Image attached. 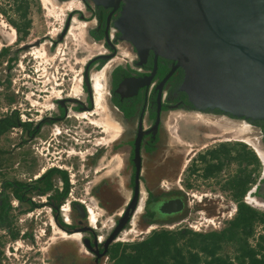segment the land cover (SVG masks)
Listing matches in <instances>:
<instances>
[{"label":"flooded vegetation","instance_id":"af4514ba","mask_svg":"<svg viewBox=\"0 0 264 264\" xmlns=\"http://www.w3.org/2000/svg\"><path fill=\"white\" fill-rule=\"evenodd\" d=\"M53 1L61 2L67 11L63 22L64 26L65 21L68 20L67 26L61 38L64 34L68 35L74 20L85 19L86 22L78 23L77 27L80 31L83 30L86 38L100 42L103 49L95 56L88 58L83 64L80 76L70 88L71 96L59 97L55 95V99L48 105L50 108L52 107L49 114L40 115L33 125L28 121L21 124L24 128L25 142H30L35 139L36 135H39L38 142H36L39 150L35 151L43 156V160H37V164L32 165L36 168L37 174L27 177L26 181L18 187L22 188V203H26L27 208L32 210L38 205L29 196L31 189H34L40 197L39 203L49 206L54 229L59 232V229L68 231V236L77 234V238L70 240L79 241L77 243L84 249V252L92 255L93 264H97L100 258L107 255V249L101 253L100 244L107 235L104 238L96 236L93 231L96 225L93 226L90 223L88 206L84 205L83 199L72 197L73 199L71 198L67 205H60L67 193L63 196L62 192L65 187L68 190L72 185L81 187L85 184L88 188H95L98 193L97 189L105 187L108 183V180L104 179L107 177L110 166L121 171L126 168L128 170L129 197L115 212V218L111 221L112 229L133 195L134 141L137 139L139 169L136 186L138 191L134 210L122 229L127 223L134 224L138 216L148 225L153 221L168 223L173 220V217L183 213L186 205H190L191 202L216 204V183L221 181L220 173L224 162L230 161L237 163L236 168L219 186L221 189L219 187L218 189L228 197L221 199L234 205L232 218L236 215L238 205L243 204L249 206L250 209L252 207L264 209V119H246L232 116L216 108L197 109L192 106L185 93L179 90L182 80L181 68L174 66V62L170 59L154 55L150 49L139 56L129 42L119 39L118 32L113 26V21L118 16V8L114 10L108 7L104 8L94 5L90 0H51V3L48 2V4H53ZM87 23L89 25L83 29ZM58 39H60L59 36ZM54 41L52 39L51 43ZM120 42L126 44L127 50L120 52L116 50L117 48L122 49L118 45ZM35 44L43 49L40 41H35ZM118 55L122 58H119ZM97 72H102L103 88V95L98 103L95 100L97 92L94 88V75ZM84 75L88 80L89 91L83 82ZM118 84H121L119 92L115 91ZM73 87H76L75 93ZM109 107L117 114V120L113 118L111 120L107 116L100 118L102 121L93 122L100 128L92 125L98 130L90 129L88 128L90 126L85 125V123L91 125L88 122L89 116L92 117L102 110L107 111ZM36 110L34 109V111ZM172 110L184 112L180 114L179 119L185 123H188V118H190L189 111L195 113L194 118L196 119H208L207 122H210L219 132L212 135L220 136L223 133H230L231 137L240 141L239 150L235 154H230L231 150L213 146L205 148L204 151L197 154L194 152L190 154L191 150L201 149L190 147L192 144H197L196 142H184L183 140L181 143L188 145V148L169 150L172 143V139H170L173 131L172 121H174L173 116L170 115ZM27 114L32 115L29 107H27ZM216 114L220 117L216 118ZM208 115L214 117H208ZM209 118H213V121ZM231 120H240L242 124L230 123ZM127 124L132 131L125 142L123 139L124 126ZM187 126L189 127L186 124L183 128L185 131L189 129ZM255 126L261 129L258 136L250 134L252 127ZM100 132L103 133V136H97ZM109 133H112L110 141L120 136V140L116 142V144H120V150H118L119 146H117V150H104L106 146L103 148L97 146L98 140L108 138ZM124 142L128 150L123 149ZM94 145H96L95 148ZM186 155L188 157H185ZM27 162L31 166V162L28 160ZM146 166L153 169L152 175L148 178L143 175ZM29 172L32 174V171ZM97 172L99 173L96 175ZM179 181L182 183L181 185L178 183ZM169 201L175 204L174 207H166L161 210L160 206ZM97 203H99L98 200H96ZM178 203L179 207H177ZM94 204L92 203V205ZM28 215H30L29 212L26 213V216ZM259 215L260 219H256L255 222H264L263 212ZM184 219H188V215ZM84 220L87 224L83 223ZM203 220L207 222L206 224L214 225L216 215ZM59 221L62 222V225L59 224ZM252 221L253 218L248 220L245 226V229L250 231L246 234L248 236L253 235ZM191 223H187L189 227L193 229L198 227L196 222H193L194 225ZM161 225L164 224L161 223ZM259 225L264 227V223ZM87 226L91 230L78 231ZM260 232L261 234L257 233L255 243L249 244V247L255 251L258 249L256 243L263 238L264 229ZM81 233L85 235L82 236ZM93 236H96L98 241V255L82 245L84 238H87L92 244ZM261 245L264 247L262 241ZM255 256L259 257L258 253Z\"/></svg>","mask_w":264,"mask_h":264},{"label":"rangeland","instance_id":"374dc122","mask_svg":"<svg viewBox=\"0 0 264 264\" xmlns=\"http://www.w3.org/2000/svg\"><path fill=\"white\" fill-rule=\"evenodd\" d=\"M62 5L59 1H53V4L44 6L42 0H28L26 11L28 23L21 33H17L11 24L12 21L17 22V15L12 8L11 1L0 0V50H3L0 54V119H8L11 123L0 133V192L2 196H7L10 206L8 213L10 217L9 228H0V264H93L92 255L84 252V249L78 244L79 241L77 243L67 239L61 232L54 229L51 224L49 206L39 203L40 197L34 189H31L29 196L38 205L31 210L27 208L26 203L19 202L14 198V192L9 187L3 188L1 185L3 181L23 183L27 177L37 174L36 168L32 165L34 166L37 160H43V156L35 151L39 150L36 144L39 135H36L35 139L30 142H25L24 128L21 124L28 121L33 125L40 115L49 114L52 107L50 108L48 105L55 99V91L58 92L59 97L71 96L70 88L80 76L83 64L88 58L95 56L103 49L100 42L86 38L83 30L80 31L77 27L78 23L86 22L85 19L77 18L72 24L71 34L67 36L64 34L62 38L58 39L67 12L63 8L64 5ZM88 25L87 23L83 29ZM52 39L55 40L54 43H51ZM35 41H40L44 50L43 55L36 58L31 54L36 48L39 49L38 45H34ZM118 45L122 49L117 48V51L127 50L124 42H120ZM118 57L122 58L120 55ZM76 96L80 97L79 95ZM8 97L13 99L9 101ZM27 107L31 108L32 115L27 114ZM34 109L37 110L34 111ZM182 113L184 112L181 110L171 111L170 115L173 116L174 121H172L173 131L172 137L170 136L172 143L169 150L188 148V145L181 143L182 140L184 142H196L197 144H192L190 147L201 149L191 150L190 154H193V152L197 154L204 151L205 148L213 146L231 150L230 154H235L239 150L240 141L231 137L230 133H223L220 136L212 135L219 132L216 127L207 122L208 119H205L206 121L196 119L194 118L195 113L189 111L190 118H188V123H185L179 119ZM104 116L109 117L111 120L112 118L114 120L118 119L115 111L109 107L107 111L102 110L92 115V117L89 116L88 122L91 125L87 123L85 125L90 126L88 127L90 129L98 130L95 127H100L93 124V122L102 121L100 118ZM208 117L214 116L208 115ZM218 117L220 116L216 114V118ZM209 119L213 121V118ZM229 122L236 125L242 124L240 120ZM186 124L189 125V127L187 126L188 131L183 129ZM124 129L123 139L126 142L132 130L128 127V124L124 126ZM260 133L261 129L255 126L252 127L250 134L258 136ZM111 134H108V138L98 140L99 144L97 146L101 148L106 146L104 150H117V146H119L118 150H120V144H116L120 140V136L110 141ZM97 136H103V133L100 132ZM212 140L215 141L210 142ZM95 146L93 147L95 148ZM123 149L128 150L126 145ZM27 160L31 162V166ZM236 164L234 161L224 162L220 173L221 181L219 180L216 183V204L191 202L190 205H186L183 213L176 215L168 223L153 221L148 225L146 221L143 222L139 218L138 214L134 224L127 223L108 247L114 243L131 244L159 230L169 232L185 230L189 232H206L213 230L218 232L227 227L233 219L234 205L221 199H227L228 197L218 187L224 182L225 178L234 172ZM145 168L143 175L148 178L152 175L153 169L149 166ZM29 171H32V174ZM254 173L256 174L255 171ZM127 177L128 170L126 168L121 171L110 166L107 177L104 179L108 180V183L105 187L97 189L98 193L95 188H88L85 184L81 187L74 185L71 187L70 185L71 188H68L60 205H67L72 197L83 199L84 205L90 206L96 214V227L95 229L92 228L93 231L97 237L104 238L111 229V221L115 218V212L129 197ZM178 183L182 184L180 181ZM175 188L177 189V187ZM22 192V188L17 189V193L21 194ZM96 200L99 203L96 204ZM92 203L95 204L92 205ZM41 204L43 205L41 206ZM251 209L255 211V217L252 221L253 228L251 227L253 235H247L248 244L255 243L257 233L261 234L260 230L264 229L263 226L259 225L264 222H255L256 219H260V213L263 212L264 214V209L255 207ZM27 212L30 215L26 216ZM187 215L188 219H184ZM215 215L214 225L211 223L206 224L207 222L203 220L204 218H212ZM230 218L232 219L230 220ZM189 222H196L198 227H195V229L189 227L187 224ZM83 223L87 224L85 220ZM161 223L164 225H161ZM243 231L245 234L250 232L247 229ZM67 232L65 233L69 234ZM12 233H15V236ZM81 234L82 236L85 235L84 233ZM188 236L190 234L186 232L185 237ZM262 237L261 241L264 245V235ZM233 250L232 243H223L220 253L231 256ZM110 261L107 254L100 258L97 264H109Z\"/></svg>","mask_w":264,"mask_h":264},{"label":"water","instance_id":"95a60500","mask_svg":"<svg viewBox=\"0 0 264 264\" xmlns=\"http://www.w3.org/2000/svg\"><path fill=\"white\" fill-rule=\"evenodd\" d=\"M90 1L104 8L119 9L113 26L119 39L129 42L139 56L150 49L154 55L170 59L181 68L179 90L192 106L216 108L246 119H264V0ZM83 82L89 91L86 75ZM120 85L115 91H120ZM137 141H134L133 195L100 243L101 253L116 239L134 210L139 169ZM174 205L172 201L164 202L160 209ZM85 230L91 229L87 226L78 231ZM82 245L99 254L96 236L92 244L87 238L82 239Z\"/></svg>","mask_w":264,"mask_h":264},{"label":"trees","instance_id":"16d2710c","mask_svg":"<svg viewBox=\"0 0 264 264\" xmlns=\"http://www.w3.org/2000/svg\"><path fill=\"white\" fill-rule=\"evenodd\" d=\"M17 15V22H11L15 31L21 33L28 23L26 11L28 0H10ZM3 52L0 51V54ZM1 85V82H0ZM11 97H8L10 101ZM11 125L8 119H0V133ZM21 182L4 181L2 187H9L15 198L22 202L23 197L17 193ZM47 190L48 188H44ZM67 192L63 189L62 195ZM9 201L0 193V228H9ZM255 211L246 205H238L234 218L220 231L169 232L159 230L131 244L114 243L107 248L109 264H264V247L261 241L255 251L249 247L247 235L243 231L248 220L254 218ZM62 225V222L59 221ZM186 232L190 236L185 237ZM15 236V233L13 234ZM261 239V237H260ZM223 243H232L234 252L231 256L220 253ZM121 247V248H120ZM263 251V252H261ZM258 253L259 257H256Z\"/></svg>","mask_w":264,"mask_h":264},{"label":"bare ground","instance_id":"6f19581e","mask_svg":"<svg viewBox=\"0 0 264 264\" xmlns=\"http://www.w3.org/2000/svg\"><path fill=\"white\" fill-rule=\"evenodd\" d=\"M43 4L46 6L49 3H51V0H42ZM70 5V4H68ZM70 7V6H68ZM68 9V8H67ZM65 10V9H64ZM75 22V20L73 21V23ZM72 30V26L68 32V35L71 34V31ZM44 53V50L42 48H36L35 50H33V52H31L32 55H34V57H40L42 56ZM45 56V55H44ZM83 61V60H82ZM94 88H95V91L97 92V95H96V102L98 103L101 98H102V95H103V88H102V72H97L95 73L94 75ZM73 92L75 93L76 92V87H73ZM55 95L58 96V92L55 91ZM93 99V98H92ZM244 132V130H243ZM88 212H89V220H90V223L95 226L96 225V214L94 212V209H92L90 206H88ZM134 221V220H133ZM52 224V223H51ZM63 236L67 239H75L77 238V234L74 235V236H68L66 233L60 231Z\"/></svg>","mask_w":264,"mask_h":264},{"label":"built area","instance_id":"2783aa9c","mask_svg":"<svg viewBox=\"0 0 264 264\" xmlns=\"http://www.w3.org/2000/svg\"><path fill=\"white\" fill-rule=\"evenodd\" d=\"M63 206V205H62ZM62 208V207H61Z\"/></svg>","mask_w":264,"mask_h":264}]
</instances>
